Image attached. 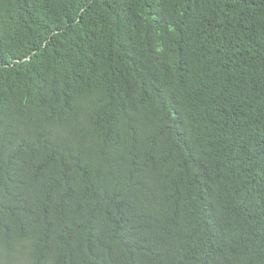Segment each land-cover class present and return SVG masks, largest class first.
Segmentation results:
<instances>
[{
    "label": "trees",
    "instance_id": "1",
    "mask_svg": "<svg viewBox=\"0 0 264 264\" xmlns=\"http://www.w3.org/2000/svg\"><path fill=\"white\" fill-rule=\"evenodd\" d=\"M0 264H264V0H0Z\"/></svg>",
    "mask_w": 264,
    "mask_h": 264
},
{
    "label": "bare ground",
    "instance_id": "2",
    "mask_svg": "<svg viewBox=\"0 0 264 264\" xmlns=\"http://www.w3.org/2000/svg\"><path fill=\"white\" fill-rule=\"evenodd\" d=\"M101 167V166H100Z\"/></svg>",
    "mask_w": 264,
    "mask_h": 264
}]
</instances>
